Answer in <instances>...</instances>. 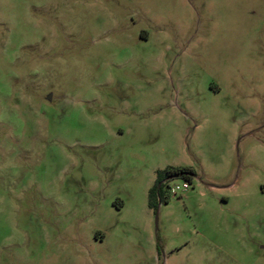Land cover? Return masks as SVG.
I'll list each match as a JSON object with an SVG mask.
<instances>
[{
	"label": "rangeland",
	"instance_id": "obj_1",
	"mask_svg": "<svg viewBox=\"0 0 264 264\" xmlns=\"http://www.w3.org/2000/svg\"><path fill=\"white\" fill-rule=\"evenodd\" d=\"M0 264H264V0H0Z\"/></svg>",
	"mask_w": 264,
	"mask_h": 264
},
{
	"label": "trees",
	"instance_id": "obj_2",
	"mask_svg": "<svg viewBox=\"0 0 264 264\" xmlns=\"http://www.w3.org/2000/svg\"><path fill=\"white\" fill-rule=\"evenodd\" d=\"M194 175V171L186 166H170L157 171L155 182L148 190L149 207L155 212L160 202H167L163 192L164 181L174 177H180L183 180L191 181Z\"/></svg>",
	"mask_w": 264,
	"mask_h": 264
},
{
	"label": "built area",
	"instance_id": "obj_3",
	"mask_svg": "<svg viewBox=\"0 0 264 264\" xmlns=\"http://www.w3.org/2000/svg\"><path fill=\"white\" fill-rule=\"evenodd\" d=\"M166 181H164L165 183ZM190 187V182L188 180H182L180 183H175L168 187V192L170 195L175 196L180 192L186 191Z\"/></svg>",
	"mask_w": 264,
	"mask_h": 264
},
{
	"label": "water",
	"instance_id": "obj_4",
	"mask_svg": "<svg viewBox=\"0 0 264 264\" xmlns=\"http://www.w3.org/2000/svg\"><path fill=\"white\" fill-rule=\"evenodd\" d=\"M155 218L157 219V214H156Z\"/></svg>",
	"mask_w": 264,
	"mask_h": 264
}]
</instances>
